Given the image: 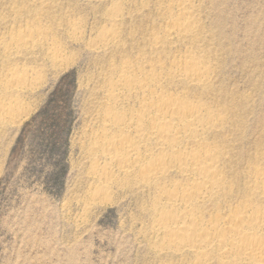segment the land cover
Returning <instances> with one entry per match:
<instances>
[{"label": "rangeland", "instance_id": "1", "mask_svg": "<svg viewBox=\"0 0 264 264\" xmlns=\"http://www.w3.org/2000/svg\"><path fill=\"white\" fill-rule=\"evenodd\" d=\"M166 1L0 0V85H10L3 77L9 71L28 69L27 78L32 76L20 83L19 111L0 123V264L196 263L192 256L162 252L151 230L161 186L146 187L135 168L123 176L100 153L105 113L113 104L109 83L125 64L136 71L154 63L165 72L173 60L189 55L212 68V83L203 90L176 77L162 79L157 88L167 98L205 102L204 117L218 119L219 130L210 123L199 130L207 136L205 147L218 152L213 166L226 191L199 215L207 219L218 209L224 214L246 196L264 207L249 183L254 168L264 171V0H190L194 40L167 35V22L179 11ZM113 13L117 25L110 22ZM106 30L115 32L116 41H99ZM37 33L33 46L4 51L13 40ZM139 96H121L115 107L129 117ZM112 132L106 137L119 135ZM146 138L141 162L158 152ZM184 142L179 148L189 150ZM104 164L110 179L101 176ZM184 178L172 171L163 186L182 187ZM212 257L208 264L217 260Z\"/></svg>", "mask_w": 264, "mask_h": 264}, {"label": "bare ground", "instance_id": "2", "mask_svg": "<svg viewBox=\"0 0 264 264\" xmlns=\"http://www.w3.org/2000/svg\"><path fill=\"white\" fill-rule=\"evenodd\" d=\"M166 4L170 9L171 7L173 8V6L177 7L179 11V13L177 12V17H170L168 22L166 21L168 23L166 29L167 35H175L176 38L183 37V39L194 40L195 37L192 29L196 23L192 19V11L190 12L189 10L190 0H167ZM114 13L109 17L113 25L119 20V15ZM39 33L41 34V32ZM39 33L35 34L33 38L19 37L15 40L12 39L13 41L4 47V51L12 52L26 46H33L34 38L40 36ZM99 37L101 43L107 44L110 42L113 43L116 35L113 30H106V32ZM53 51L54 53L58 52L56 50ZM201 61L189 55H184L179 61L173 60L169 70L165 72H162V70L157 72V69H161L162 66L154 63H149L150 65H147V68L141 69V67L139 68L140 70L136 71L132 69L133 67L131 68L129 65L127 66V64H125L116 77V81L109 83L110 88L108 87V93L113 104L108 106L105 113V120H107L108 123L103 125L101 133L103 132V134H105L104 137L106 140L105 144L101 145L104 151L102 150L103 152L100 151V153H103V157L109 162L114 163V165L117 164L123 176L128 177L131 174V170L135 168L138 173L141 174L140 181L146 184V187L147 185L153 186V188L154 186H161V190L158 187L160 194L155 202L158 208H160V212L157 208L159 213L156 211V216L153 220V217H150L152 222L149 223L151 230H153L152 232H155V235L157 234L159 236L158 240L161 244L162 248L160 249L162 252L171 253L175 256H192L196 260L195 264L211 262L213 261L212 256L214 255L217 257L215 263L213 262L214 264H264L263 206L250 202V200L247 201L246 196L243 198L244 201L240 203V206L235 205L236 207L233 209L227 208L228 210L224 214H222L219 209H216L217 211L206 213L207 217L209 215L207 219L199 215V213L204 214V212H206V206H209L207 204H209L215 196L220 195L221 191H226V189L223 190V184L226 183H224L225 179L219 174V169L217 168L218 164L215 163L218 158L216 155L218 152L216 151L217 153L214 154V151H211L212 149H208L211 147L207 142L209 147H205V131L199 130L204 124L208 123L212 124L213 128L214 124H218V119L215 120V118L212 117H204L203 113H206L208 108L204 105L205 102L203 101L202 103L204 104L197 102V104L192 105L185 102L186 100L183 101L182 99H178L179 97L175 99V95H173L174 99L163 96V93L166 91L163 92L162 90H158L159 93L162 91V95L157 93L160 81L169 77H176L178 82L186 84L187 87H201L203 90V88L209 86L213 79L209 76L212 68L210 69V67L204 65L207 64L205 62L202 64L203 62L201 63ZM27 71L25 72L24 70L23 74H19L21 71L19 73L9 71V73L6 72L7 74L3 76L11 83L8 86L0 85V123L11 119L15 113L19 111L20 99L18 96L22 92V89L19 87L22 86L20 83L25 81V79L31 80L32 77L27 78L30 74V71ZM4 78H1L2 84L3 81L5 83ZM170 86L172 87V83ZM25 90L26 88L24 91ZM138 95L141 96V99L137 101L139 102L138 108H136V110L133 109L134 111L132 110L131 116L128 115L129 117H127V113L129 112L127 111L126 113V109L123 110L124 108L122 106V110L115 107V102L119 97H136ZM187 101L190 102V100ZM194 101L196 102L197 100ZM23 107L24 106L21 104V108ZM212 113L213 115L218 114ZM221 123L220 125H222ZM110 131H116L119 135L116 134L117 136H113V134V137L107 138L106 135ZM144 136L154 143L158 152L156 154L150 153L151 155L147 156L149 157L148 160L146 159L147 162H145L144 159L142 162L145 163H142L141 154L143 153L140 151V142L143 141V138H146ZM205 137L207 136L205 135ZM183 140L186 141L184 144H189V150H186L184 147H182L183 149L179 148L181 145L180 142ZM102 143L100 142V144ZM187 148L189 147L187 146ZM109 162L108 164H110ZM98 163L99 162H97V166H99ZM108 164H104V166L101 167V176L106 178L110 173L112 174ZM172 171L178 173V175L185 176V180L182 179L186 182L185 184H187H184L185 187H183V184L182 187H180L181 185L174 184V181L173 184L176 186L172 188L164 187L166 186L165 184L163 186L166 175ZM252 173V176L249 178V183L251 185L250 192H254L255 196L259 195V197L264 200V171L256 167ZM100 186L102 188L104 185ZM98 190H100V188H98ZM227 195H229V192ZM250 196L248 197L250 198ZM154 197H156L155 194ZM208 208H210V206ZM156 242L158 243V241ZM159 253L160 252H158V254ZM215 259L216 258H214V260Z\"/></svg>", "mask_w": 264, "mask_h": 264}]
</instances>
